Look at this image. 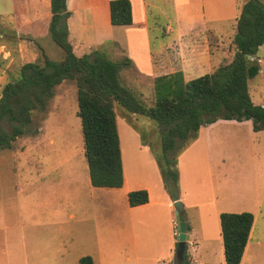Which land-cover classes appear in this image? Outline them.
I'll use <instances>...</instances> for the list:
<instances>
[{
  "label": "rangeland",
  "instance_id": "obj_1",
  "mask_svg": "<svg viewBox=\"0 0 264 264\" xmlns=\"http://www.w3.org/2000/svg\"><path fill=\"white\" fill-rule=\"evenodd\" d=\"M148 1L167 14L171 11L170 0ZM212 1L221 3L227 10V22L217 28L226 36H233V19L239 16L245 0H202L206 13ZM149 22L151 46L156 48L168 42L169 37L162 36L166 21L160 16L159 20ZM232 39L224 48L231 58L227 62L234 54ZM24 43L29 48L26 56L32 52L35 57L31 60L41 61L43 45L52 62L58 63L63 56L50 39L42 46V42ZM4 51L6 55H2ZM109 52L107 47L103 54L112 62L123 59L132 62L124 52ZM16 56L15 35L8 24L0 21V91L22 64L31 62L30 57L16 59ZM256 56L261 73L249 79L247 86L252 103L260 105L264 102V44ZM133 91L147 106H153L152 85L148 90ZM76 112V88L72 83L62 82L55 88L47 111L33 115L29 134L35 131L37 134L23 135L15 141L16 148L23 151L5 149L0 154V264H78L83 256L91 257L94 264H139L138 260L150 252L146 246L157 247L171 230L161 220L158 235H152L150 215L154 206L129 207L125 186L109 190L90 185ZM117 124L119 130L123 125L128 127L119 117ZM3 126L9 131L8 124ZM138 127L150 138L156 130L153 123L145 120L138 121ZM203 128L210 166L206 172L203 168L199 173V185L203 188L209 181L212 183L221 213L253 210V202L264 195V131L253 132L250 121L221 119ZM136 145L143 151L139 148L143 145ZM124 150L125 158H129L127 148ZM171 211L174 223L183 221L187 215L192 227L200 230L196 210H187L185 214L181 211L177 220L174 206ZM173 248L171 258L175 261L176 242Z\"/></svg>",
  "mask_w": 264,
  "mask_h": 264
},
{
  "label": "trees",
  "instance_id": "obj_2",
  "mask_svg": "<svg viewBox=\"0 0 264 264\" xmlns=\"http://www.w3.org/2000/svg\"><path fill=\"white\" fill-rule=\"evenodd\" d=\"M109 21L113 27L130 26L128 0H110ZM48 34L62 52L58 63L41 50V61L21 65L0 91V150L14 149L15 141L29 134L34 113H45L55 88L62 82L76 88V116L80 120L83 156L90 185L118 189L123 184L122 162L116 116H121L148 147L158 168L165 192L172 202L178 198L177 158L196 140L200 128L221 119L250 121L253 132L264 131V108L251 102L247 82L259 72L255 60L264 44V0H246L236 19L232 39V60L185 82L180 71L155 77L152 82L153 106H147L120 79V72L131 67L128 59L108 60L101 52L77 56L68 41L66 0H50ZM26 39V38H24ZM155 126L150 138L139 129L138 121ZM8 124L9 131L3 124ZM145 190L127 194L130 207L146 204ZM253 216L250 213H221L219 225L225 264H239ZM177 263V261L175 260ZM78 264H93L83 256ZM182 264H188L186 255Z\"/></svg>",
  "mask_w": 264,
  "mask_h": 264
},
{
  "label": "crops",
  "instance_id": "obj_3",
  "mask_svg": "<svg viewBox=\"0 0 264 264\" xmlns=\"http://www.w3.org/2000/svg\"><path fill=\"white\" fill-rule=\"evenodd\" d=\"M109 1L66 0V11L69 13L66 20L68 41L77 56L88 55L94 51L106 53L107 47L110 54L124 52V55L132 60V65L120 72V79L133 93V90H148L153 79L158 76L180 71L183 80L187 82L200 75L210 74L219 66L229 63L227 60L230 57L224 48L233 36H226V33L217 28L228 20L226 7L221 3L212 1V6L206 13L202 0H170L171 11L167 14L158 6L151 5L148 0H128L131 25L113 27L109 21ZM232 4L233 2L230 7ZM160 16L166 21L162 36H168L169 40L154 48L151 46L149 21L159 20ZM50 17V0H0V21L8 24L15 35L16 59H23L28 55L29 48H26L25 41L32 44L42 42V46L43 42L50 39ZM237 18L233 19L234 24ZM42 47L39 48L45 54V46ZM6 54L4 51L2 55ZM30 55L26 57H30L29 61L34 62L36 59L31 60L35 58L32 57V52ZM45 55L47 56V53ZM255 60L259 61L257 56ZM259 106L264 108V102ZM118 117L128 127L123 125L122 130H119ZM116 126L123 174L121 187L125 186L127 193L145 190L148 195L146 204L131 208H145L150 204L154 206L153 214L150 215V224L154 226L152 235H158L161 220L171 228L157 247L146 246L150 252L138 260L141 262L139 264H158L159 261H166V264H182L171 258L176 242L171 211L173 202L163 189L156 163L148 149L142 148L138 134L119 115L116 116ZM203 130V127L200 128L196 140L177 158L178 201L182 205V213L196 210L201 222L200 230L196 231L188 221V216L184 218L187 234L185 254L188 264H225L218 200L210 181L203 188L198 182L199 173L203 168L206 172L210 166L209 151L203 139L205 134L202 136ZM136 144H139L143 151H140ZM124 147L127 148L129 158H125ZM16 150L23 151V148L18 149L14 144V149H8ZM1 153L3 150H0ZM253 204V210L242 211L252 214L253 222L239 264H264V195L257 197Z\"/></svg>",
  "mask_w": 264,
  "mask_h": 264
},
{
  "label": "water",
  "instance_id": "obj_4",
  "mask_svg": "<svg viewBox=\"0 0 264 264\" xmlns=\"http://www.w3.org/2000/svg\"><path fill=\"white\" fill-rule=\"evenodd\" d=\"M175 208L176 220L178 215L182 211V205L179 201L173 203ZM177 237H176V248H175V260L182 263L183 256L185 254L187 234H186V223L184 221H176Z\"/></svg>",
  "mask_w": 264,
  "mask_h": 264
},
{
  "label": "built area",
  "instance_id": "obj_5",
  "mask_svg": "<svg viewBox=\"0 0 264 264\" xmlns=\"http://www.w3.org/2000/svg\"><path fill=\"white\" fill-rule=\"evenodd\" d=\"M174 235L177 237L176 222H175V224H174ZM161 264H164V263H161Z\"/></svg>",
  "mask_w": 264,
  "mask_h": 264
}]
</instances>
